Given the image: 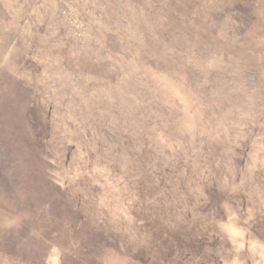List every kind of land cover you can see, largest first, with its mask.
I'll use <instances>...</instances> for the list:
<instances>
[{
  "label": "rangeland",
  "instance_id": "1",
  "mask_svg": "<svg viewBox=\"0 0 264 264\" xmlns=\"http://www.w3.org/2000/svg\"><path fill=\"white\" fill-rule=\"evenodd\" d=\"M0 264H264V0H0Z\"/></svg>",
  "mask_w": 264,
  "mask_h": 264
}]
</instances>
